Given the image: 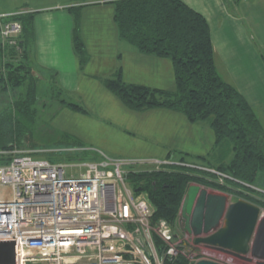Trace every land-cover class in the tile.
<instances>
[{"label": "trees", "instance_id": "16d2710c", "mask_svg": "<svg viewBox=\"0 0 264 264\" xmlns=\"http://www.w3.org/2000/svg\"><path fill=\"white\" fill-rule=\"evenodd\" d=\"M107 2L113 4L112 18L121 40L142 54L171 60L174 87L165 89L127 83L122 79L120 69L113 76L101 78L103 86L130 110L165 108L182 113L191 123H208L214 135L212 149L228 148L232 152L228 161L223 159L226 154L219 158L220 162L215 163L209 162L205 155L195 157L208 168L229 176L222 181L218 180L215 172L184 165L128 174V182L133 188L141 185L147 192L154 207L153 219L175 223L182 197L190 182L228 192L233 199L243 198L264 209V199L258 197L264 192L252 187H258V179L264 175V126L245 96L219 74L210 27L204 15L182 0ZM68 9L73 14V48L76 54H84L80 56L82 65L87 56L79 37V7L69 6ZM35 13L23 11L0 19V22L14 19L21 23V32L15 39L22 55L16 61L18 50L6 43L9 58L0 66V89H10L16 93L24 85L26 87L24 93L18 91L14 96V111L9 112V108L0 114V148L18 146V141L24 136L18 118L31 112L30 104L36 99L38 77L32 73L34 69L28 61L35 38ZM55 76L56 73L52 74L51 80H55ZM59 100L74 110L85 112L77 103ZM76 156L77 153L64 155L66 159ZM186 156L180 155L178 161H185ZM47 159L56 161L58 158L47 154ZM243 189L251 191V194ZM154 242L159 250L158 240ZM163 264H188V260L181 255L174 259L164 257Z\"/></svg>", "mask_w": 264, "mask_h": 264}, {"label": "built area", "instance_id": "2783aa9c", "mask_svg": "<svg viewBox=\"0 0 264 264\" xmlns=\"http://www.w3.org/2000/svg\"><path fill=\"white\" fill-rule=\"evenodd\" d=\"M23 11L0 13V19ZM20 32L18 20L0 22L2 44L18 51L15 37ZM43 152L0 148V184L12 189L11 198H0V241L14 242V264H163L164 257L179 255L188 264L222 255L235 259L196 242L194 234L179 229L177 220H154L147 192L135 191L127 179L130 173L183 163L104 154L88 162L34 157ZM212 172L219 181L225 176Z\"/></svg>", "mask_w": 264, "mask_h": 264}, {"label": "rangeland", "instance_id": "374dc122", "mask_svg": "<svg viewBox=\"0 0 264 264\" xmlns=\"http://www.w3.org/2000/svg\"><path fill=\"white\" fill-rule=\"evenodd\" d=\"M85 1L96 3L100 0H0V9L1 6H5L6 8H10V10L13 9V11L16 12L21 11L22 9L25 11H34L30 8L26 9L25 7L34 8L52 4H67V6H73L85 3ZM101 1L107 2L109 0ZM239 1L243 2L244 0ZM256 1L257 7L252 6L246 15L243 13V15L246 16L245 31H247L248 37L252 38V41L256 42L257 46L260 44L261 53L264 56V0ZM76 6L79 8L81 7V5ZM82 7H84V10L79 12L82 15L83 34L86 38L84 50L87 53H85L86 56L88 55L90 60L84 70L87 73H97L102 77H110L109 74L113 62L111 61V58L115 43H113V41H115L114 38L117 35L114 34L115 31H117V26L112 18L113 6L110 2H107L105 4H86ZM69 15L71 17L72 13ZM62 25V21H60L58 28H62ZM112 29H114V33ZM58 34L62 35L63 30L58 32ZM99 36L104 37L105 40L106 45L104 52H100L97 49L98 45H95L96 38ZM82 55L84 54H77L79 68L81 67L80 56ZM21 57L22 55L19 51H17L15 55L16 61L20 60ZM8 58L9 53L6 43L2 44V40L0 38V66H2L3 61L5 59V61H7ZM71 60L72 59H70L69 62L70 67ZM104 60L106 62H103ZM63 63L64 65H67L66 60L63 61ZM74 66H76V60ZM31 68L32 70L35 69L34 67ZM136 73L137 72H135L134 75H136ZM35 74L38 77V79L36 78V99L32 102V104H30L31 112L24 113L18 118L20 123L19 127L23 130L24 136H22L18 141V146H13L19 147L22 150L42 149L46 151L40 153L39 155L34 154V157H47V154H50L57 157L58 161L64 162L96 161L103 158V154L109 158H146L147 156H152L147 154H153L155 152L159 155L162 152H167L163 151V149L169 148L170 146L166 144L172 142V140L167 136H169L171 131L175 128L178 132L180 130H184L185 135H187V140L184 142V148L193 152L192 154H204L207 157V160L211 163L217 162L218 158L223 155L227 154L226 157L223 158L224 161H228L232 156V152L226 148V146V149H212L213 146H211V143L209 142L208 135H204V138L201 137L199 140V131L196 126H192L180 112L172 111L175 115H178L177 119L170 117H167L168 119L166 118V122L168 121L170 124H159L156 123V120L159 121V117H162L163 115H157L158 119H156V117L154 118L152 113H149L148 111L146 116V114L139 111L126 108L112 92L103 86L102 82L100 83L93 77L81 78V81H79L75 89L68 90L65 87L58 89L57 84L53 80H49V78L46 77V74L43 71L41 72V70L37 72L35 71ZM130 82L143 85L150 84L147 83V78ZM25 90L26 87L24 85L18 91L24 93ZM18 91L15 93L10 89H0V114L9 108V112H11V110L14 111L12 100L14 96L17 95ZM59 99H65L66 101L77 103L85 109V112L74 110L64 102H61ZM254 110L257 111L256 114H258L257 116L264 126V114L262 113V108L255 106ZM136 117L141 118L139 119L140 121L137 122ZM179 117L183 119V122L179 121ZM146 119L147 126L150 125L151 130L154 128L155 133L152 131L147 132V134L144 133L141 128L144 123L141 122L146 121ZM170 119H174L175 122H171ZM160 131L162 132L159 133ZM211 134H213L212 130ZM211 134L210 139L212 141ZM152 137L156 138L153 139ZM194 137L196 139H194ZM68 148L75 150H73V152H69V154L77 153L76 158L66 159V157H64L66 153L65 149L68 150ZM48 151L55 152L51 153ZM173 152L175 151H172L170 157L172 159L178 158V156H174L176 153ZM169 161L175 162L176 160L173 161L170 159ZM177 162L180 161L177 160ZM181 163L187 167H199V169H205L211 172L214 170L213 168H208L203 162L197 160L195 157H186L185 161ZM224 175L225 176L222 177L221 180H224L225 177H229L226 174ZM259 186H261V188L254 185L252 187L255 190H262L264 192V184L259 182ZM243 191L247 194H251V191L249 190L246 191L243 189ZM11 196V186L8 184H0V198L9 199ZM229 197L230 200H233V196L231 194ZM258 197L264 199V193L262 195L259 194ZM228 263L256 264L255 262H247L237 258L231 260V263Z\"/></svg>", "mask_w": 264, "mask_h": 264}, {"label": "crops", "instance_id": "0c3cea01", "mask_svg": "<svg viewBox=\"0 0 264 264\" xmlns=\"http://www.w3.org/2000/svg\"><path fill=\"white\" fill-rule=\"evenodd\" d=\"M191 8L197 10L206 18L211 33V40L214 48L215 63L219 74L224 80L233 84L247 99L249 104L253 106H259L262 108L264 114V56L261 53L260 44L257 46L252 38H249L246 27V14L252 6L257 7L256 0H182ZM107 2L97 1L96 3H90L85 1L82 4H76L84 6L86 4H105ZM112 4V3H111ZM73 5V6H76ZM72 5L67 4H52L40 7H25L36 11L34 15V27L35 38L32 49L30 51L29 64L37 70H41L46 74V77L51 79L52 74L56 73L55 80L52 79L57 86L62 89L63 87L68 90H73L77 87L81 78L93 77L101 83L100 74L87 73L84 68L90 61L87 55L85 62L78 67V57L73 48L72 30H73V14L70 17L68 7ZM113 6V4H112ZM79 8L78 11H83L84 7ZM13 9L1 6L0 13H15ZM243 13L245 15H243ZM79 36L81 37L85 46V35L83 34V21L82 15L79 12ZM72 20V21H71ZM60 21H62V28H58ZM63 30V34L59 35L58 32ZM114 33V29H112ZM117 34L113 41V55L111 58L112 68L110 70V76H113L117 69L121 71L122 79L131 83L130 81H138L139 79L147 78L148 86L151 87H165V89H171L174 86L173 67L171 60L163 57H156L150 54L140 53L134 46L121 40ZM251 37V36H250ZM112 43V44H113ZM116 44V45H115ZM95 45H98L100 52L105 51L104 37H97ZM109 51V50H107ZM86 52V51H85ZM74 58H73V55ZM87 54V53H86ZM76 56V57H75ZM71 60V67L69 62ZM66 60L67 65H64L63 61ZM76 60V66H74ZM109 60V59H108ZM103 62H106L105 60ZM135 68V71H134ZM136 75H134V73ZM39 73V72H38ZM121 102V101H120ZM147 111L152 113L156 120V123H169L166 120L167 117L177 119L178 115H175L172 110L165 108H150L144 111H139L146 114ZM176 112V111H175ZM257 113V111L255 110ZM158 115V116H157ZM258 115V114H257ZM152 116V117H153ZM184 116V115H182ZM137 118V117H136ZM135 118V119H136ZM167 118V119H166ZM134 119V120H135ZM137 118V122L140 121ZM174 119H170L171 122H175ZM143 120V119H142ZM187 120V119H186ZM179 121L183 122V119L179 117ZM188 121V120H187ZM185 122V121H184ZM189 122V121H188ZM144 125L141 127L144 133L153 132L150 125L147 126V119L143 121ZM186 123V122H185ZM192 126H196L199 131L198 139L204 138V135H208L209 142L213 146L214 135L211 134V128L208 123L200 121L196 123L189 122ZM170 124V123H169ZM174 125V124H172ZM175 126V125H174ZM131 132V131H130ZM160 131L159 133H161ZM133 133V132H131ZM158 133V134H159ZM213 133V131H212ZM134 134V133H133ZM212 135V141L210 139ZM135 135V134H134ZM184 130L176 131V128L171 131L168 138L172 140L169 144V148L163 149L161 154L157 155L147 154V158L156 159H171L178 160V158L172 159L170 156L172 151L176 153L174 156H180L182 154L186 157L192 158L198 155L204 154H192L193 152L184 148V142L187 140ZM147 138V137H146ZM155 139L156 137H152ZM202 138V140H203ZM194 139H196L194 137ZM201 140V141H202ZM195 155V156H194ZM134 158V157H133ZM219 158L218 161L219 162ZM259 182L264 184V175L258 179ZM219 261L229 264L232 258L229 256H220ZM225 262H224V261ZM232 264V263H231Z\"/></svg>", "mask_w": 264, "mask_h": 264}, {"label": "water", "instance_id": "95a60500", "mask_svg": "<svg viewBox=\"0 0 264 264\" xmlns=\"http://www.w3.org/2000/svg\"><path fill=\"white\" fill-rule=\"evenodd\" d=\"M141 186L135 188L140 191ZM229 193L189 183L182 197L177 224L196 242L247 262L264 264V209ZM0 264H14V242L0 241ZM194 264H224L202 258Z\"/></svg>", "mask_w": 264, "mask_h": 264}]
</instances>
